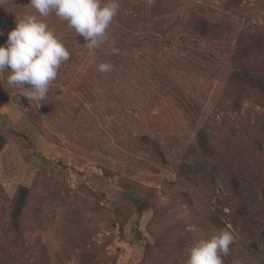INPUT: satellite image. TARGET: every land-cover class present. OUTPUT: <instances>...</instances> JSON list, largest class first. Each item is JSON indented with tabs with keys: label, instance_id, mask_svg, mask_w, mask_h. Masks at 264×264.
<instances>
[{
	"label": "rangeland",
	"instance_id": "1",
	"mask_svg": "<svg viewBox=\"0 0 264 264\" xmlns=\"http://www.w3.org/2000/svg\"><path fill=\"white\" fill-rule=\"evenodd\" d=\"M119 3L106 42L134 36L110 48L129 61L53 12L70 59L46 99L0 73V264H187L225 228L224 264H264V0ZM26 14L30 0H0V45Z\"/></svg>",
	"mask_w": 264,
	"mask_h": 264
},
{
	"label": "clouds",
	"instance_id": "2",
	"mask_svg": "<svg viewBox=\"0 0 264 264\" xmlns=\"http://www.w3.org/2000/svg\"><path fill=\"white\" fill-rule=\"evenodd\" d=\"M30 5L38 15L17 17L16 27L8 33L5 44L0 45V73L8 71V85L22 87L24 97L39 102L46 99L61 65L70 59L65 43L43 18L54 12L84 38V45L92 52L106 42L107 30L120 3L119 0H30ZM112 69L111 63L104 62L97 70L109 73ZM235 240L229 228L219 230L211 238L200 239L191 247L187 264H224L223 257L229 254Z\"/></svg>",
	"mask_w": 264,
	"mask_h": 264
},
{
	"label": "trees",
	"instance_id": "3",
	"mask_svg": "<svg viewBox=\"0 0 264 264\" xmlns=\"http://www.w3.org/2000/svg\"><path fill=\"white\" fill-rule=\"evenodd\" d=\"M145 37L144 40H148L153 44H162L163 40L160 37V35L157 36H142ZM109 41L106 42V54H105V58L107 60H121V61H129V58H127V56H118L117 54H114L112 51H110V48H115V46H120L119 48H125L128 45L134 44L136 41V38L134 36L131 35H126V34H122L121 31H113L109 34ZM140 37H137V39ZM113 45V47L111 46ZM7 141H8V137L4 134H0V156L4 150V148L7 145ZM161 155L162 153L159 152ZM30 190L27 186H24L20 193H19V197L17 199L16 205H15V209L14 212L12 214V220H13V224L16 228L19 227V219L22 216V212L23 209L26 205L28 196H29ZM130 202H132L135 207L137 208L138 212L143 213L147 208L145 207V202L140 199V198H133V199H129Z\"/></svg>",
	"mask_w": 264,
	"mask_h": 264
}]
</instances>
